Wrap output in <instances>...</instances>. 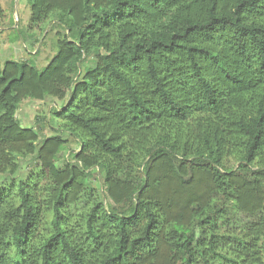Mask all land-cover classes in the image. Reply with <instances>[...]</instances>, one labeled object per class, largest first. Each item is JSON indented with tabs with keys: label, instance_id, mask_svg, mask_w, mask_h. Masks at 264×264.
Returning a JSON list of instances; mask_svg holds the SVG:
<instances>
[{
	"label": "trees",
	"instance_id": "16d2710c",
	"mask_svg": "<svg viewBox=\"0 0 264 264\" xmlns=\"http://www.w3.org/2000/svg\"><path fill=\"white\" fill-rule=\"evenodd\" d=\"M28 3L63 30L0 66V175L38 161L0 184V264H264V0ZM49 97L40 141L18 112ZM230 207L255 219L224 254Z\"/></svg>",
	"mask_w": 264,
	"mask_h": 264
},
{
	"label": "rangeland",
	"instance_id": "374dc122",
	"mask_svg": "<svg viewBox=\"0 0 264 264\" xmlns=\"http://www.w3.org/2000/svg\"><path fill=\"white\" fill-rule=\"evenodd\" d=\"M0 11V66H3L7 60H25L39 70L45 68L57 52L55 47L56 32L63 30V28L54 22L50 23V21L41 29L31 28L28 0H0ZM54 14L58 15L57 12L53 13V16ZM55 106L59 107V104L51 97L45 101L28 100L24 102L18 112L21 125L36 128L39 132L40 141L54 135L55 132L48 122V117L51 116L49 110ZM54 122L56 123V120ZM63 136L68 140V144L61 153L59 164H62L64 159L73 160L75 152L79 148L78 142L72 136L68 133H64ZM37 163L35 156L22 158L17 173L13 176L0 175V184L14 177L19 180L24 179ZM89 182L95 186H100L96 176L90 177ZM254 219L255 217L251 214L244 213L235 207H230L227 214L220 216L219 253L227 254L234 250L237 242L233 234L238 233ZM49 228V223H46L45 229ZM228 232H232V234ZM209 259L213 264H227L219 255L211 254Z\"/></svg>",
	"mask_w": 264,
	"mask_h": 264
}]
</instances>
